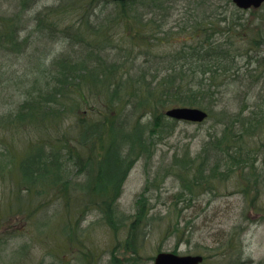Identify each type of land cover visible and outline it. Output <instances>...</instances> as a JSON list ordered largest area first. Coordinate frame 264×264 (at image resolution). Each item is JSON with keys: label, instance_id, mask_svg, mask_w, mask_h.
<instances>
[{"label": "trees", "instance_id": "16d2710c", "mask_svg": "<svg viewBox=\"0 0 264 264\" xmlns=\"http://www.w3.org/2000/svg\"><path fill=\"white\" fill-rule=\"evenodd\" d=\"M99 1L114 4V12L101 17L108 8L95 10L97 0H83L81 6L67 0L36 14L37 32L61 36L70 49L50 63L37 60L20 82L22 100L7 121H0L2 128L36 134L23 151L0 153V171H18L19 193L25 189L28 194L27 199L15 197L13 204L24 209L37 198L32 216L48 207L46 197L53 195L59 206L45 217L53 221L56 216L53 233L68 244L80 241L83 220L91 213L98 212L109 227L123 223L118 201L130 171L139 160L153 158L157 145L179 124L166 116L167 110L199 108L211 118L227 95L245 85L244 78L249 92L264 82V7L251 10L255 20H247L237 15L232 0ZM73 13L79 18L62 24ZM0 20V49L27 53L31 33L23 36L21 16ZM9 81L0 66V90ZM248 110L247 104L236 114L227 108L216 113L222 135L210 136L198 159L189 153L176 157L182 190L173 206H192L194 196L212 192L216 182L245 169L240 165L252 155L242 146L264 128V99ZM68 121L72 125L66 129ZM260 145L264 151V139ZM252 177L249 181H255ZM137 203L135 218H148L146 202Z\"/></svg>", "mask_w": 264, "mask_h": 264}, {"label": "rangeland", "instance_id": "374dc122", "mask_svg": "<svg viewBox=\"0 0 264 264\" xmlns=\"http://www.w3.org/2000/svg\"><path fill=\"white\" fill-rule=\"evenodd\" d=\"M66 1L38 0L33 5L32 0H0V18L21 16L22 28H25L23 36L31 33L32 43L27 53L19 56L0 49V66L6 79L10 80L7 87L0 90V121H7L22 100L20 82L30 76L37 60L41 57L50 63L52 58L69 51L67 41L61 36L51 38L42 31L37 32V23L33 21L44 8L60 6ZM74 1L79 6L83 4V0ZM93 7L95 10L108 8L101 15L105 17L114 12L115 5L106 6L97 0ZM178 8L179 13L182 12L183 4ZM239 10L237 15L255 20L250 11ZM260 12L264 14V10ZM78 18V13L65 15L62 24H72ZM261 50L264 51V44ZM245 61L241 62L242 66ZM262 69L264 65L260 67ZM246 80L243 79L244 86L226 96L224 103L206 122L199 125L179 122L173 135L157 145L153 158L139 160L130 171L118 201V216L123 218V223L109 227L101 221L98 212L91 213L83 220L84 234L79 242L68 244L64 236L53 233L52 225L58 220H54L56 216L53 221L45 217L55 214L56 206H59L53 195L46 197L51 200L49 204L47 202L48 207L43 206L30 216L38 206L37 198L29 201L32 204L26 208H17L13 204L15 197L28 198L25 189L19 193L18 171L11 174L0 171V252H3L0 253V264H154L158 253L172 251L181 255H203L206 258L204 264H264V151L260 145L264 128L255 133V139L250 138L249 144H243L242 150L256 159L240 165L245 166L244 170L237 171L240 175L227 176L213 185L212 192L197 194L190 207L184 202L173 206L175 196L182 190V183L175 174L179 169L174 163L176 157L183 158L189 153L190 157L198 159L210 136L222 135L224 127L216 117L224 108L236 114L241 106L248 104L251 110L256 102L264 99V82L249 92ZM246 94L247 99L244 98ZM71 125L68 121L66 129ZM35 136L27 128L17 131L0 127V153L8 148L23 151L32 139H36ZM246 159L244 154L242 160ZM251 177L255 181H249ZM150 182L154 183L153 187L146 192L144 189ZM142 195H146L148 201ZM138 201L146 202L148 218H135ZM132 222L136 224L134 233ZM43 223H48L46 235Z\"/></svg>", "mask_w": 264, "mask_h": 264}, {"label": "water", "instance_id": "95a60500", "mask_svg": "<svg viewBox=\"0 0 264 264\" xmlns=\"http://www.w3.org/2000/svg\"><path fill=\"white\" fill-rule=\"evenodd\" d=\"M114 2H125L129 0H111ZM234 4L243 10L251 8L258 9L264 4V0H233ZM169 118L192 123H202L208 118V113L198 108L178 107L166 112ZM202 256H178L173 253H160L155 264H200Z\"/></svg>", "mask_w": 264, "mask_h": 264}, {"label": "flooded vegetation", "instance_id": "af4514ba", "mask_svg": "<svg viewBox=\"0 0 264 264\" xmlns=\"http://www.w3.org/2000/svg\"><path fill=\"white\" fill-rule=\"evenodd\" d=\"M0 253H3V252L1 251ZM160 253H162V252H160ZM160 253H158V254H160ZM165 253H173V254L178 255V256H191V255H181V254H178V253L175 252V251H172V252H165ZM196 255H198V254H195V255H192V256H196ZM155 260H156V258L154 259V264H155ZM205 261H206V258L204 257V262H203V264L205 263Z\"/></svg>", "mask_w": 264, "mask_h": 264}]
</instances>
